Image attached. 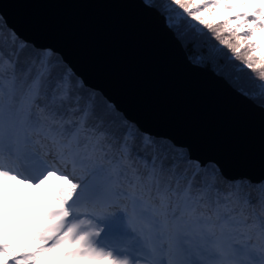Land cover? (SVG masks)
<instances>
[{"label": "snow or ice", "instance_id": "6c2138e0", "mask_svg": "<svg viewBox=\"0 0 264 264\" xmlns=\"http://www.w3.org/2000/svg\"><path fill=\"white\" fill-rule=\"evenodd\" d=\"M145 3L188 64L264 108V0ZM0 21V264H264V169L145 131Z\"/></svg>", "mask_w": 264, "mask_h": 264}, {"label": "water", "instance_id": "95a60500", "mask_svg": "<svg viewBox=\"0 0 264 264\" xmlns=\"http://www.w3.org/2000/svg\"><path fill=\"white\" fill-rule=\"evenodd\" d=\"M21 37L51 47L145 131L234 173L264 169V108L178 52L143 0H0Z\"/></svg>", "mask_w": 264, "mask_h": 264}, {"label": "rangeland", "instance_id": "374dc122", "mask_svg": "<svg viewBox=\"0 0 264 264\" xmlns=\"http://www.w3.org/2000/svg\"><path fill=\"white\" fill-rule=\"evenodd\" d=\"M17 217H18L17 222L21 225L27 224L32 220V216L29 214L27 210H22L20 213L17 214Z\"/></svg>", "mask_w": 264, "mask_h": 264}, {"label": "trees", "instance_id": "16d2710c", "mask_svg": "<svg viewBox=\"0 0 264 264\" xmlns=\"http://www.w3.org/2000/svg\"><path fill=\"white\" fill-rule=\"evenodd\" d=\"M145 2V0H143ZM0 23H3V21H0Z\"/></svg>", "mask_w": 264, "mask_h": 264}]
</instances>
